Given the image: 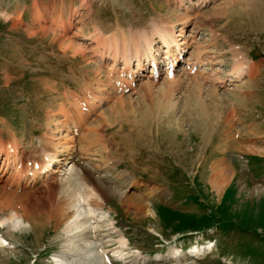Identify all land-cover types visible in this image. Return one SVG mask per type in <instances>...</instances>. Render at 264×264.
<instances>
[{
	"label": "rangeland",
	"instance_id": "1",
	"mask_svg": "<svg viewBox=\"0 0 264 264\" xmlns=\"http://www.w3.org/2000/svg\"><path fill=\"white\" fill-rule=\"evenodd\" d=\"M181 23L186 56L217 62L124 90L112 46ZM47 143L78 161L19 183ZM0 146V164L19 157L0 170V264H102L96 247L112 264H264V0H0ZM69 174L93 189L96 235L69 226Z\"/></svg>",
	"mask_w": 264,
	"mask_h": 264
},
{
	"label": "bare ground",
	"instance_id": "2",
	"mask_svg": "<svg viewBox=\"0 0 264 264\" xmlns=\"http://www.w3.org/2000/svg\"><path fill=\"white\" fill-rule=\"evenodd\" d=\"M206 0H203V2H205ZM209 1V0H207ZM185 8V7H184ZM183 24L185 23H181L179 24V27H178V32H174V30H172L173 28H169V27H159L154 33H151V34H143L142 32H139L137 34H132V39L130 38V36L128 35L127 37L130 38L131 42H128L127 40L124 41V40H121L119 45L121 46H118L116 41H114L116 44H114L112 46V50L114 52V54L117 52H121V56L123 57L124 60H127L129 57H127L129 54L128 53H133L134 52V56L135 58L139 57V55H142L144 56V52H147V51H150L151 49V46H152V42L154 41L155 38H159L161 39V41L163 42V44L165 45V47H170V46H173L174 47V50H177L178 52L180 51V49H184L185 46H188V41L183 38L184 37V33H182L184 31V28H183ZM182 25V26H181ZM154 27V26H152ZM168 28V29H167ZM153 29V28H151ZM137 31V30H135ZM193 32V31H192ZM177 34H180V35H177ZM179 36V37H178ZM133 38H136V40H133ZM180 38H183L184 40L180 39ZM121 39V38H120ZM92 41V39H91ZM111 41V40H110ZM112 42V41H111ZM163 45V46H164ZM130 46L133 47V49H129ZM118 47V48H117ZM183 47V48H182ZM110 48V47H109ZM123 50V51H120ZM128 50V51H127ZM130 50V51H129ZM126 51V54H124ZM207 51V50H206ZM112 52V53H113ZM141 53V54H140ZM178 54V53H177ZM202 54L204 57H208V58H205L204 59H194L193 57L189 56L187 57L188 58V63L191 65L192 62H196L197 65H202V64H205V63H212V62H217V61H211V58L208 56V55H205L204 53H202V51L200 50L199 52L196 53V55H200ZM110 55V54H109ZM132 55V54H131ZM117 56V55H116ZM119 56H120V53H119ZM115 58V56H112ZM117 58V57H116ZM152 60H154V58L152 57ZM197 60V61H196ZM129 63V61H127V64ZM182 69H180L182 72H188L187 70H185L183 67H181ZM233 73H228L229 76V81H232V80H237L239 79V77L245 75L248 71L247 67L243 64H239V65H236V67L233 69ZM237 75V76H236ZM152 77L151 74H148V77ZM218 82H221L223 80L219 79L217 80ZM120 83H123L120 81ZM147 84V83H146ZM122 88L124 90H128L130 89L131 87L127 86L125 83L124 85L122 86ZM75 92H72L70 94V98L71 96L73 97L74 96V101H78V97L76 98L75 97ZM67 96V95H66ZM92 99H93V96L91 95ZM89 102V101H88ZM71 103L73 105H75L73 102H72V99H71ZM87 104V103H86ZM90 104V103H89ZM77 107V106H76ZM64 115V114H63ZM66 115V114H65ZM66 116H64V120H66ZM72 138H73V135L71 133L70 135ZM74 141V140H73ZM51 143H47V144H44L43 145V148H44V154H42L43 156V160H41V162L39 163V165H36V161H26L25 162V170H28V169H32V170H35V169H40L42 168V170L45 172L47 170H50L51 173L52 172H57L59 170V167L58 165H61V164H67L69 163L70 161H72V163L76 164L75 162L78 161V157L76 158V154H73L72 152L69 153L68 151L65 153L66 150H64L61 146L60 148L58 146H51L50 145ZM54 145V143H53ZM1 147V146H0ZM1 149V148H0ZM11 150L10 152L7 151V150ZM57 149V151H55L53 154L52 152ZM72 149V148H71ZM3 150H5L4 152V156L2 157L3 161H2V166H0V170L3 169L4 167L5 168H8L9 165H8V162H12L13 164V167H16L15 165V160L16 158L18 159L19 157L16 156L18 150L15 149L14 147H8V146H5L3 147ZM58 153V156H56V154ZM48 154V156L46 157V155ZM80 158V157H79ZM59 159V160H58ZM67 159V161L65 162V160ZM80 162V161H79ZM52 164V165H51ZM80 164V163H79ZM17 168L19 170V164H17ZM85 165H77V168L78 170L81 171L80 175H82V177H85V179H87V181L91 182V183H96V190H98V187L103 189L105 186L101 183V178L99 174H95V173H86L84 171V167ZM86 170H87V167H86ZM76 171V170H75ZM90 171V170H89ZM216 172V171H215ZM18 173V172H17ZM76 173H79V172H76ZM79 176V175H78ZM104 179V178H102ZM108 182H112L114 183L113 181H111L110 179H107ZM116 181V180H115ZM59 184H60V187H62L63 185H66L68 186L69 184L72 183L73 186L70 187V189L72 190V192H64L66 190H64V194L63 196L66 195L65 198H69V200L72 202L71 203V207L74 209L73 212H72V215H71V219L69 220V226L74 228L76 226H80L82 225L83 227L86 225L87 226V229H88V232L91 235H96V232H97V227L96 226H99V218H102V215L100 214L97 218H95V210L97 208V206L93 207V205H90L89 203V199L88 198H92V196L94 195L93 193V189L91 187H89V185L87 183H84L83 180H81L80 178L79 179H74L70 176V174L65 177L63 180H60L58 181ZM124 182H126L124 180ZM127 183V182H126ZM125 183V186H127V184ZM77 184V185H76ZM78 185H80V188H78ZM82 185L84 186V188L82 187ZM107 185H111V183L107 184ZM111 186H116L115 183ZM112 191V190H111ZM108 194V193H107ZM114 194V193H113ZM83 202H86V205H84ZM100 206H98L99 208ZM85 215L87 217H89V219H86V218H82L83 216L85 217ZM12 217V218H11ZM13 217H19V216H10V218L12 219V224H14V226L16 225H21V222H23V220L20 218H13ZM4 219V218H3ZM7 220V218H5ZM4 219V220H5ZM91 219H93L91 221ZM97 219V220H96ZM107 221V219H106ZM110 223H106V227L108 229H111L113 227V225H110ZM113 232V231H112ZM87 235V234H86ZM111 235V234H110ZM94 238V237H93ZM88 240H91L90 238H87ZM100 239V238H99ZM125 240L124 237L120 236L118 239H117V242L122 244L123 241ZM2 243H3V240H0V244L2 246ZM95 249V252L96 254H99L100 255V260L102 261L101 263L102 264H112L108 257L103 253V249L101 248H94ZM86 252L89 253L91 251H88L86 249ZM90 255V253H89ZM119 255V254H118ZM61 263V262H60ZM56 264H59V263H56Z\"/></svg>",
	"mask_w": 264,
	"mask_h": 264
}]
</instances>
